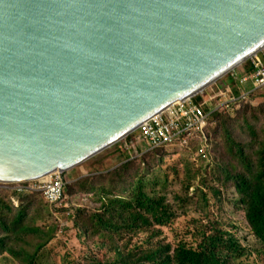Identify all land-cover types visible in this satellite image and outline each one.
Segmentation results:
<instances>
[{"label":"water","instance_id":"95a60500","mask_svg":"<svg viewBox=\"0 0 264 264\" xmlns=\"http://www.w3.org/2000/svg\"><path fill=\"white\" fill-rule=\"evenodd\" d=\"M264 48V0H0V182L81 164Z\"/></svg>","mask_w":264,"mask_h":264},{"label":"rangeland","instance_id":"374dc122","mask_svg":"<svg viewBox=\"0 0 264 264\" xmlns=\"http://www.w3.org/2000/svg\"><path fill=\"white\" fill-rule=\"evenodd\" d=\"M250 64L249 58L235 70L241 71V68H247ZM236 71L227 73L207 90L215 89L220 82L233 85L229 76ZM241 89L251 90V82L243 83ZM233 91L237 93L239 90L234 87ZM256 115L261 118L257 134L263 138L264 88L230 115L229 124L234 136L241 141L250 139L245 120L254 123ZM123 141L67 170V186L71 190L66 191L63 200L57 205L47 204L38 192L23 194L10 189L0 191L1 197L18 206L29 205V202L19 199L30 195L34 199L30 212L31 222L35 224L36 221L42 233L54 236L49 239V234L38 236L31 233L24 236L20 246L14 244L17 250L25 252L22 256L26 260L32 256L35 264H91L95 261L107 264L116 256V249L123 252L134 249L140 251L162 244L170 246L171 254L180 242L197 248L201 241L197 230L210 224L216 216L218 222L223 220L224 227L227 226L240 240L243 254L235 259L236 264H264L261 244L252 233L244 211L238 210L234 205L236 195L233 187L223 189L222 184L218 185L222 194L220 199H215L210 188L217 187L218 183L209 175L210 165H205L199 156L191 154L194 148H166L142 153L147 144L136 143L135 136H129L128 144ZM214 155L212 154V158ZM221 159L223 155L219 151L218 160ZM137 169L147 171L146 181L156 183L154 191L164 196L175 216L171 223L164 225L151 218L137 231L130 226L133 222L130 212L119 217L110 211L113 218L104 217V220L118 226L119 230L108 231L109 228L103 226L96 215L104 211L103 202L116 195L132 198V192L129 193L127 189L130 188L131 174ZM146 189L149 191L152 186L148 184ZM201 198L207 199L211 206L209 214L200 209ZM96 225L101 227V232H96ZM52 229L55 230L51 231ZM18 260L7 253L0 256V264H21Z\"/></svg>","mask_w":264,"mask_h":264},{"label":"trees","instance_id":"16d2710c","mask_svg":"<svg viewBox=\"0 0 264 264\" xmlns=\"http://www.w3.org/2000/svg\"><path fill=\"white\" fill-rule=\"evenodd\" d=\"M229 77L232 80L231 75ZM230 117L217 113L210 118L206 134L208 137L212 135V140L208 141L212 145L211 154L207 152L206 156L200 159L205 165H210L209 175L218 183L217 187L210 188L215 199H220L222 194L218 185L222 184L223 189L233 187L236 195L234 205L238 210L244 211L252 233L261 244V252L264 256V137L260 138L257 134V125L261 118L258 115L254 116V123L245 120L250 139L241 141L232 132ZM128 141L129 137L125 138L123 143L128 144ZM197 143L198 141L194 142L192 155L197 150L195 146ZM219 151L223 155L221 160H218ZM212 154H215L213 158ZM145 174H147L145 170L142 172L137 169L132 172L130 188L127 189L129 193L132 192V198L129 196L130 198L126 199L124 196L116 195L111 198L112 200L103 202L104 211L101 214H95L99 217V222L109 228L108 231L119 230L118 226L104 220V217L113 218L110 216V211L119 217L130 212L133 221L130 226L137 231L151 218L161 225L171 223L172 217L175 216L173 210L166 203L164 196L154 191L156 183L146 181ZM148 184L152 186L149 191L146 189ZM67 190L70 191L71 187L66 186ZM29 196L19 199L29 202V205L19 206L11 204L0 196V256L3 253L10 254L16 260L19 258L21 264H35L32 256L29 255V260H26L22 256L25 252L17 250L14 246V244L20 246L24 236L31 233L38 236L49 234V239L54 238L50 233H42L36 221L35 224L31 222L30 212L34 199ZM102 199L106 198L102 197ZM44 200L49 204L45 198ZM209 208L211 206L207 203V199H202L200 209L207 214ZM107 213L109 215H106ZM223 222V220L218 222V218L214 216L210 224L200 227L197 234L201 237V241L197 248L180 242L171 254L170 246L162 244H157L153 249L140 251L134 249L123 252L116 249V256L107 264H236L235 259L243 254L241 243L227 226L224 227ZM96 232H101V227L96 225ZM100 262L95 261L91 264H101Z\"/></svg>","mask_w":264,"mask_h":264},{"label":"built area","instance_id":"2783aa9c","mask_svg":"<svg viewBox=\"0 0 264 264\" xmlns=\"http://www.w3.org/2000/svg\"><path fill=\"white\" fill-rule=\"evenodd\" d=\"M240 83L250 81L253 89L264 88V48L251 57V73L243 76ZM222 89H212L209 93H202L199 98H190L178 101L165 110L154 114L143 121L136 130L134 136L141 144H147L146 152L155 148H193L194 142L198 141L196 156L201 158L210 153L212 135L207 136L206 129L211 115L219 111H232L246 101L251 93L242 91L235 94L228 85ZM194 155V154H193ZM65 182L58 174L49 176L28 185L0 184V189H11L17 192L39 191L50 203H57L63 197Z\"/></svg>","mask_w":264,"mask_h":264},{"label":"clouds","instance_id":"9594fccd","mask_svg":"<svg viewBox=\"0 0 264 264\" xmlns=\"http://www.w3.org/2000/svg\"><path fill=\"white\" fill-rule=\"evenodd\" d=\"M262 50V49H261ZM260 50V51H261ZM259 51V52H260ZM258 52V53H259ZM257 54V53H256ZM255 55V54H254ZM250 60H251V57H250ZM233 71V70H232ZM234 71H236L235 69H234ZM231 72V71H230ZM229 73V72H228ZM249 73H251V64L247 67V68H241V71H236V72H233V73H231L230 75H231V77H232V80L230 79L229 81L230 82H234V84L233 85H228V86H230V88L233 90L234 89V87H236L239 91H237V93H235V94H237V95H239L242 91H244V90H242L241 89V85L243 84V83H240V79L243 77V76H246V75H248ZM246 82H248V81H246ZM213 84V83H212ZM211 84V85H212ZM220 85H218L217 87H215V89H222V88H225L224 87V85H227V83H224V82H220L219 83ZM211 85H209L204 91H202V92H200V93H198L197 95H195V96H193V97H190V98H199L200 97V95L202 94V93H209V92H211L212 91V89L213 88H211L210 90H207ZM258 90H260V89H257V90H254L253 89V85H252V89H251V93H250V96H249V98L246 100V101H243V102H241L240 103V105H239V107H237L235 110H232V111H219V112H215L214 114H217V113H220V114H223V115H231L233 112H237L240 108H241V104L242 103H244V102H248V101H250V98L258 91ZM249 91V90H248ZM234 92V91H233ZM190 98H187V99H190ZM186 100V99H185ZM180 101H184V100H180ZM178 102V101H177ZM213 114V115H214ZM213 115H211V117L213 116ZM210 117V118H211ZM209 121H210V119H209ZM209 125V124H208ZM208 127V126H207ZM138 129V128H137ZM136 129V130H137ZM136 130L133 132V133H131L130 135H128V136H126L125 138H127V137H129V136H131V135H133L134 136V134H135V132H136ZM125 138H123L122 140H124ZM121 140V141H122ZM120 142V141H119ZM118 143V142H117ZM116 143V144H117ZM115 145V144H114ZM161 150V149H166L165 147H161V148H155V149H152V150H149V151H154V150ZM142 151H144V150H142ZM141 151V152H142ZM146 152H148V151H146ZM142 153H145V152H142ZM54 174H58L60 177H62L63 178V180H64V182H65V186H64V192H63V197H62V199L59 201V202H57V203H50L46 198H45V196L43 195V193L42 192H39V191H29V192H31V193H33V192H38V193H40V194H42V196L48 201V203H49V205H57L58 203H60L62 200H63V198H64V196H65V194H66V186H67V179H66V177H67V175L64 173L63 175H61L59 172H55V173H53V174H50V175H48V176H46V177H44V178H48L49 176H51V175H54ZM44 178H42V179H44ZM42 179H38V180H34V181H28V182H16V183H1L0 182V184H7V185H10V187H12V186H15V185H28V184H31V183H35V182H37V181H39V180H42ZM1 190H7V189H0V191ZM10 191H13V192H16L17 193V191H15V190H11L10 189ZM20 193H26V192H20ZM16 206H18V205H16Z\"/></svg>","mask_w":264,"mask_h":264}]
</instances>
